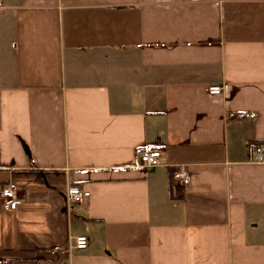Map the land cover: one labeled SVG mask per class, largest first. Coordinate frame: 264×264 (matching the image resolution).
<instances>
[{
	"label": "crops",
	"instance_id": "0c3cea01",
	"mask_svg": "<svg viewBox=\"0 0 264 264\" xmlns=\"http://www.w3.org/2000/svg\"><path fill=\"white\" fill-rule=\"evenodd\" d=\"M253 143L264 0H0V264H264Z\"/></svg>",
	"mask_w": 264,
	"mask_h": 264
},
{
	"label": "built area",
	"instance_id": "2783aa9c",
	"mask_svg": "<svg viewBox=\"0 0 264 264\" xmlns=\"http://www.w3.org/2000/svg\"><path fill=\"white\" fill-rule=\"evenodd\" d=\"M222 88L219 86H210L207 92L212 95L220 94ZM252 150L254 153V161L264 162V144L253 143ZM140 165L144 167H153L161 165L163 161V153L160 150H143L139 153ZM172 177L175 181L188 185L190 184V174L185 166H179L173 171ZM68 200L75 203H82L90 197V192L78 185H71L66 190ZM21 199L17 193L16 184L9 182L0 189V206L4 210H15L20 204ZM88 244V238L84 235L77 236L74 240V248L85 249Z\"/></svg>",
	"mask_w": 264,
	"mask_h": 264
},
{
	"label": "trees",
	"instance_id": "16d2710c",
	"mask_svg": "<svg viewBox=\"0 0 264 264\" xmlns=\"http://www.w3.org/2000/svg\"><path fill=\"white\" fill-rule=\"evenodd\" d=\"M235 115H236V114H234V113H232V114L230 113V114L228 115V116H229L228 118L232 119L233 117H235Z\"/></svg>",
	"mask_w": 264,
	"mask_h": 264
}]
</instances>
